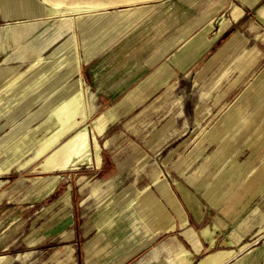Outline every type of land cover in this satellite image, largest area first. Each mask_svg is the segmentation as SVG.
Masks as SVG:
<instances>
[{"label": "crops", "instance_id": "obj_1", "mask_svg": "<svg viewBox=\"0 0 264 264\" xmlns=\"http://www.w3.org/2000/svg\"><path fill=\"white\" fill-rule=\"evenodd\" d=\"M87 1L82 4L96 5ZM262 62L264 0H119L77 14L60 13L47 0H0V81L22 73L0 91V161L14 163L6 147L47 129L50 98L84 83L96 99L95 136L88 138L95 158L86 176L94 178L90 184L76 173L72 179L79 186L66 184L60 167L50 178L63 185L36 188L26 176L14 184L13 164L0 167V264L219 262L225 252L217 248L225 240L221 234L247 204L240 194L253 187L223 186L209 196L207 185L190 180L182 194L193 219H187L183 242L172 238L136 254L139 245L115 256L119 248L107 251L120 212L144 192L122 180L133 157L123 148L147 147L161 155L176 145L166 156L174 158V175L183 176L182 166L196 155L178 147L205 130L204 123L240 93ZM214 212L220 228L210 232L206 223ZM156 215L152 231L168 230L157 227L163 213ZM99 234L104 248L88 255ZM229 239L235 243L240 236Z\"/></svg>", "mask_w": 264, "mask_h": 264}, {"label": "rangeland", "instance_id": "obj_2", "mask_svg": "<svg viewBox=\"0 0 264 264\" xmlns=\"http://www.w3.org/2000/svg\"><path fill=\"white\" fill-rule=\"evenodd\" d=\"M47 1L65 2L66 4L74 2L79 4L88 3L87 0ZM118 1L96 0L94 3L103 6L104 4H115ZM82 84L83 88L86 89L84 83ZM246 90L249 94L242 96ZM85 99L87 103L90 101L95 106L96 99L92 98L88 91L85 93ZM233 112H236L238 116L235 123L229 125L226 128L227 132L222 136H213L215 128L222 126L224 118L230 116ZM95 116L93 111L79 127L70 131L58 142L59 144L66 143L67 150L60 165L54 170L49 171L41 167L38 158L27 164L25 163L26 158L31 154V149L34 148L47 129L32 131V138L25 144V138L18 139L17 144L7 150V153L11 154L13 159L16 158V161L14 163L12 161H0V167L5 168L9 164H13L10 171L17 178L14 180V184H18L21 177L24 176L31 178L53 177L55 175L52 172L56 171L58 167L64 174L66 184L79 186V183H76L77 178L72 179L73 173H76V176H84L81 179L85 180V184H90L94 178L86 176L90 175L89 172L94 166L95 158L93 149L88 144V138L95 136L93 125ZM47 118H49V114L46 115L45 119ZM204 127L205 130L203 131L193 132L186 145L178 147V152L191 151L196 155L193 161L182 166L183 176L174 175L171 170L175 168L171 162L174 158L167 160L169 156H166L170 152H174L173 149L176 145L167 147L161 155L148 150L147 147L124 146V155H133V157L129 158L128 167L122 180L133 182L139 187L148 185V188L138 195V198L128 209L120 212L121 214L118 216L120 224L117 225L116 235L113 236L107 248V251L114 250L115 247L119 248L113 256L121 251L136 249L135 247L138 245L139 249L134 254L156 246L159 249L170 243L172 238L177 243L183 242L181 233L189 225L187 219L192 221L193 217L191 208L184 201L182 187L183 185H189V181L192 180L197 186L207 185L208 191L206 192L209 196L214 195L216 189L219 191L223 186L230 188L237 185H242L244 188L253 187L247 194H240L243 201L247 199V204L240 209L232 225L224 233L225 235L221 234V238L225 237V240H222L217 248L225 252H222L223 256L219 259V264H264V62H262L252 80L250 79L241 88L240 93L220 113L212 115L204 123ZM78 130H82V133H79L72 141L68 142V138ZM114 132L119 134L120 130ZM201 135H203V144H200ZM157 146L159 148L161 145ZM139 155L144 156V164H138ZM169 155L173 156L172 154ZM153 168H158L161 171L159 176L164 181V187L160 188L158 183H152L151 170ZM201 173H203L202 177L199 176ZM50 185H63V182L57 183L54 180ZM212 211L216 210L212 209ZM157 213L167 214L166 220L172 225L171 229L169 227L168 230H163L160 233L152 231ZM179 213H183V216L180 217ZM217 220L218 216L215 212L209 216L206 225L210 232L220 228ZM229 236H235V238L240 236V241L232 243ZM101 239L102 234H99L92 244L87 247L86 252L88 255H94L104 248V245L100 244V246L98 244ZM243 244H245L244 247L238 248ZM83 249L80 251L82 257ZM91 264H100V262L95 261Z\"/></svg>", "mask_w": 264, "mask_h": 264}, {"label": "bare ground", "instance_id": "obj_3", "mask_svg": "<svg viewBox=\"0 0 264 264\" xmlns=\"http://www.w3.org/2000/svg\"><path fill=\"white\" fill-rule=\"evenodd\" d=\"M50 2L54 5H57L60 13L67 11L72 14H77L84 11H90L99 6V4L96 5L78 4V3L66 4L65 2L59 4L57 3V1H50ZM21 75L22 73H17L6 76V78L0 81V91L5 88H8L10 85L15 83V81H18L21 78ZM87 91H88L87 89H84L81 86L79 89L75 91H66L63 97L49 99V118H47V120L45 121V125L47 126V131L39 138L34 148L31 149V154L25 160L26 164L38 158L40 159L39 165L49 171L55 169L57 166L60 165L67 148H66V143L59 144L58 142L70 131H73L74 129L79 127V125L84 120H86L93 113L95 109V106L92 102L90 101H88V103L86 102L85 93H87ZM248 94H249L248 90H246L244 91L242 96ZM237 117L238 116L236 112H233L230 116L225 117L224 120L222 121L223 125L220 126L222 128H220L219 126L216 127L213 136L216 137L218 135L222 136L224 133H226L227 132L226 128L229 125L234 124ZM81 131L82 130L75 131V133H73L71 137L68 138V142L72 141L73 138L77 136L79 133H82ZM9 148L10 147H6V149ZM141 155H139L138 157L139 158L138 164L140 165L144 164L145 162L144 156ZM151 171H152L151 177H153L152 183H158L159 186L162 187L164 181H162L161 177L159 176V173L161 171L158 168H153ZM51 179L52 178H48L46 176H40V177L32 178L31 180H32V185L34 187L40 188L45 185H48L51 182ZM147 188L148 185H144L142 187V191H146ZM158 220L161 221V225L157 226L158 228L163 227L169 229L170 227L171 229L172 225L167 223L166 214L163 213V215L158 217ZM244 246L245 244L241 245L238 248L241 249V247ZM231 253H233V251H231ZM184 264H187V262H185ZM211 264H219V262L212 259Z\"/></svg>", "mask_w": 264, "mask_h": 264}]
</instances>
